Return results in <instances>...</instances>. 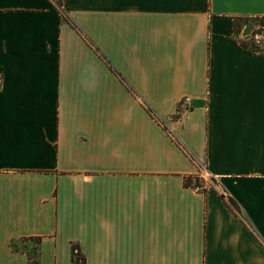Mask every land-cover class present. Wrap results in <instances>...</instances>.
Segmentation results:
<instances>
[{"label": "crops", "instance_id": "0c3cea01", "mask_svg": "<svg viewBox=\"0 0 264 264\" xmlns=\"http://www.w3.org/2000/svg\"><path fill=\"white\" fill-rule=\"evenodd\" d=\"M60 1L0 0V264H264V0Z\"/></svg>", "mask_w": 264, "mask_h": 264}, {"label": "built area", "instance_id": "2783aa9c", "mask_svg": "<svg viewBox=\"0 0 264 264\" xmlns=\"http://www.w3.org/2000/svg\"><path fill=\"white\" fill-rule=\"evenodd\" d=\"M247 45L251 48H260L264 45V24H260L252 30L248 38ZM189 103H190V96L188 95L182 96L178 102V110L188 108ZM199 175L209 180V183L215 185L216 183L215 179L217 178V174L210 173L204 168V166H201ZM196 187L201 188L203 187V185L199 184L196 185ZM219 191L222 196L227 197V192L224 188L219 187Z\"/></svg>", "mask_w": 264, "mask_h": 264}, {"label": "trees", "instance_id": "16d2710c", "mask_svg": "<svg viewBox=\"0 0 264 264\" xmlns=\"http://www.w3.org/2000/svg\"><path fill=\"white\" fill-rule=\"evenodd\" d=\"M57 4H58L61 12L64 14V9L61 6V1L57 0ZM239 22H240L239 19H236L235 22H234L236 30H238V26L237 25H238ZM198 179L199 178L197 176H195L194 179L191 176H187V177H185L184 182L186 184H188V185H191V184L194 185V183L196 185H199ZM230 201L232 202V204H235V201L232 198H230ZM72 251H73L72 252V264H84V259H82L81 263L79 262L81 254H80V250H79L78 246L73 245Z\"/></svg>", "mask_w": 264, "mask_h": 264}]
</instances>
